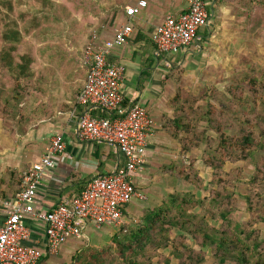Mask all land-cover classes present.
<instances>
[{"label": "crops", "instance_id": "1", "mask_svg": "<svg viewBox=\"0 0 264 264\" xmlns=\"http://www.w3.org/2000/svg\"><path fill=\"white\" fill-rule=\"evenodd\" d=\"M137 1L126 0V5ZM146 1L147 6L133 18L126 16L124 9L118 11L106 32L98 34L97 41L99 44L112 39L123 24L133 27L126 44L114 47L108 60L125 68L121 84L124 105L143 106L153 120L144 166L133 176L135 185L147 199H135L125 205L124 224L141 215L145 207L159 204L174 189L185 187L186 182L170 176L165 167L178 155L179 144L171 134L175 127L178 92H181V102L187 93L194 96L214 82L219 85L220 71L225 70L221 63H225L226 55L233 54V49L247 36L245 32H249L245 29L248 0H207L208 22L194 40L178 53H159L153 34L168 15L186 11L187 4L185 0ZM90 35L81 48V61L74 70L68 73L57 70L43 80L41 95L34 99L37 102L32 106L27 104L29 120L22 132L13 127L5 128L0 115V226L10 215L22 190L27 168L46 153L55 135L63 136L65 149L57 156L55 166L44 171L36 191V211H51L60 203L70 205L93 178L114 172L124 164V156L114 144L79 137L78 120L83 114L109 115L79 102L88 77L85 58ZM22 222L29 231L25 243L44 252L39 264H78L79 259L85 258L80 256L86 253V248L109 245L124 225L86 223L80 238H70L56 252H51L47 250L44 220L26 215Z\"/></svg>", "mask_w": 264, "mask_h": 264}, {"label": "trees", "instance_id": "2", "mask_svg": "<svg viewBox=\"0 0 264 264\" xmlns=\"http://www.w3.org/2000/svg\"><path fill=\"white\" fill-rule=\"evenodd\" d=\"M39 2L43 8L28 20L29 11L17 14L10 0H0L10 11L1 12L6 29L0 49V105L5 117L15 120L20 115L17 122L25 121L22 105L27 89H34L33 78L38 73L34 50L21 49L26 42L24 35L46 34L51 24L62 18L56 7L59 4ZM262 3L264 0H248L246 30L262 23ZM126 6L115 8L114 13ZM19 15L22 25L13 19ZM42 49L52 50L43 54L47 65L44 74L56 67L68 69L66 58L72 53L52 44ZM248 68L242 77L226 85L224 97L217 82L198 95L187 93L181 102L178 92L175 127L171 129L179 144L178 155L165 167L170 176L183 179L195 190L176 188L159 204L145 207L141 215L120 227L109 245L86 248L80 257L87 259H79L78 264H264V234L257 227L264 224V169L263 162L254 157L264 148V69L260 64H249ZM42 78L38 77V82ZM122 107L127 106L123 103ZM108 114L105 118H113L114 113ZM243 162L255 166L246 181ZM198 164L210 170L207 180L200 175ZM242 183L251 186L244 196L235 193V187ZM256 184L263 189L255 190ZM240 197L245 198L246 212L251 214L246 221L230 217L240 208Z\"/></svg>", "mask_w": 264, "mask_h": 264}, {"label": "built area", "instance_id": "3", "mask_svg": "<svg viewBox=\"0 0 264 264\" xmlns=\"http://www.w3.org/2000/svg\"><path fill=\"white\" fill-rule=\"evenodd\" d=\"M185 1L186 11L168 15L153 34L159 53H178L207 24V0ZM146 6V0H138L136 4L127 6L124 12L133 18ZM132 33L133 27L126 23L117 29L112 39L97 44L98 34L91 32L85 58L88 77L79 96L81 104L114 113L113 118L83 114L78 120L80 139L114 144L123 154L124 164L114 172L93 178L70 205L60 203L51 211H36V191L44 171L55 166L57 156L62 155L65 149L63 136H53L46 153L24 173L22 190L11 207L10 215L0 226V264H39L43 257V250L25 243L29 231L22 220L26 215L44 220L47 250L56 252L70 238H80L86 223L123 225L125 205L135 199H147L135 186L133 176L144 166L148 138L154 128L153 120L143 106L122 107L121 84L125 68L108 60L111 50L125 45Z\"/></svg>", "mask_w": 264, "mask_h": 264}, {"label": "rangeland", "instance_id": "4", "mask_svg": "<svg viewBox=\"0 0 264 264\" xmlns=\"http://www.w3.org/2000/svg\"><path fill=\"white\" fill-rule=\"evenodd\" d=\"M14 11L16 13H23L25 11H29L27 15V19L31 20V18L35 15V13H39V10L43 8V4L39 2V0H10ZM56 4H59L56 6L59 9V12L61 13V19L55 20L51 24L50 31L48 33L44 34L43 31L39 33V35L36 34H28L24 35L23 40L26 42L21 47V49H28L32 48L36 54V62L35 66L37 67L34 80V89L30 88L27 89V97L25 104L22 105L23 110L21 111L25 115V121L17 122V119L12 120V118L7 116L5 117L3 114L2 105H0V115L1 118H3V126L5 128L13 127L14 129L18 130V132H22L25 128V126L28 123V120L26 118V107L27 104L29 105L35 104L37 101H34L37 97H40L41 95V84L43 83V80L48 77H50L53 73H56L59 68H54L53 70H47L44 74V70L47 68V65L44 58V52L47 50L52 51L51 49H42L44 46L48 45H54L59 46L63 49H66L67 52L72 53L71 56L66 58V66L67 70L65 68H61L63 72H70L71 70H74L79 65V58L81 53V48L88 40L89 35L92 31L96 32L97 34H102L106 32V28L109 25H112V21L115 17L114 13L115 8L119 9V7H123L126 4V0H50ZM263 5V6H262ZM262 5H259L261 10L264 13V3ZM62 11H65L62 13ZM5 13H10V11L0 3V49L2 44L4 43L2 40V32L6 29L5 26ZM13 19H16L19 23V25H22L21 17L19 16H13ZM7 21H10V19H6ZM30 22V21H28ZM257 27H251L249 32H245L247 36L244 37L243 41L241 42V45H237L233 51L232 54H227L225 58V63H221V66L225 68V70L220 71V77L219 82L220 84V92L222 93V96L224 97L225 87L226 85L231 82L232 80H237L238 78L242 77V75L249 69V64H260L261 69H264V18L262 19V23L259 24ZM245 30V29H244ZM54 37V40H51V38ZM248 37V38H247ZM42 49V50H41ZM40 52V53H39ZM41 52H43L41 54ZM75 57V63H73L71 60ZM46 57V56H45ZM224 57V56H223ZM222 59V58H221ZM66 70V71H64ZM43 73V75H42ZM41 74V75H40ZM37 75V76H36ZM40 75V76H39ZM38 77H43L41 81L38 82ZM9 86L12 85L11 82L8 83ZM220 94V93H219ZM31 101V102H30ZM2 102V100H1ZM28 105V106H29ZM14 111V110H13ZM5 117V118H4ZM17 123V125H15ZM239 130V126L236 128V131ZM212 132V131H211ZM213 136H215V132L211 133ZM255 160L259 163L263 162L262 168L264 169V148L258 150V153L255 154ZM243 166L245 169L244 177L243 179L246 181L250 178L251 173L255 170V166L251 163H245L243 162ZM198 169H200V175L203 176L206 180L209 177L210 170L208 168H205L202 164L197 165ZM207 184V182H205ZM185 187L189 189H194L191 185L186 184ZM251 188L250 185L247 186V184L242 183L235 187V193L239 194L241 193L242 196L244 194H247V189ZM255 190H262L263 186L256 184L253 186ZM197 191V190H196ZM198 194H201V191L198 192ZM264 197V193H263ZM242 199V202L240 203V208L236 209L230 217H234L239 221H246L249 220L251 217L250 213H247L246 211V200L244 197H240ZM141 201V200H140ZM245 203H244V202ZM258 229L261 230L262 234H264V224H257Z\"/></svg>", "mask_w": 264, "mask_h": 264}]
</instances>
